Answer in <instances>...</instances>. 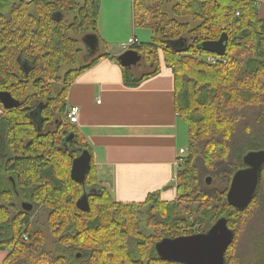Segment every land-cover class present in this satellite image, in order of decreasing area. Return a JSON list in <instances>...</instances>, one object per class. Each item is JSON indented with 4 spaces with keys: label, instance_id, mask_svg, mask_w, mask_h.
<instances>
[{
    "label": "trees",
    "instance_id": "obj_1",
    "mask_svg": "<svg viewBox=\"0 0 264 264\" xmlns=\"http://www.w3.org/2000/svg\"><path fill=\"white\" fill-rule=\"evenodd\" d=\"M100 3L0 0V91H10L21 102L0 115V193L36 202L43 192L57 195L77 191L75 199L71 193L69 204L54 221H45L52 234V249L45 245L38 221H30L31 210L21 221L10 206L7 209L1 205L4 219H0V250L8 252L3 264H133V260L142 263V257L148 264H182L162 259L156 242L163 237L207 231L221 217H226L235 231L225 255L227 264H264V166L256 194L246 208L238 209L226 199L233 173L245 166V153L264 148V17L259 2L134 0V24L151 28L154 36L132 48L154 68L132 83L158 72L163 57L175 74L177 106L189 125L188 150L177 171L173 200H163L159 193H153L144 202L122 203L102 188L100 194L89 196L91 209L82 211L76 202L83 186L72 179L70 172L67 177L56 174L54 150L59 154L65 150L71 171L76 152L70 153L64 143L67 134L74 132L65 114L68 87L79 73L109 53L70 69L56 95L51 94L50 85L42 83L43 76L34 73L41 70L46 78H52L62 65L80 61L79 41L86 33L98 35ZM168 4L171 8L165 11ZM31 5L34 10L28 9ZM47 10L50 12L45 19ZM223 32L228 34L226 53L210 63L205 56L211 53L200 44L218 39ZM46 57L47 63L42 64ZM9 67L17 70L10 72ZM125 77L133 79L127 68ZM13 78L18 80V88ZM6 81L9 84H4ZM30 82L43 97H28L25 87ZM60 99L61 113L55 117L59 106L53 103ZM13 111L22 115L14 116L10 113ZM49 123L57 124V129L47 130ZM49 137L48 148L35 141ZM75 140L80 142L77 135ZM209 174L211 184L206 181ZM98 182L92 164L87 184ZM135 204H147L152 212L148 224L156 228L147 240L134 237L130 215ZM186 207L200 212L187 215L180 211ZM249 210L250 216L243 221L242 215ZM53 213L49 212L47 218ZM118 213L128 221H121ZM253 229L256 233L248 235L249 245L241 246L242 236ZM132 242L142 248V256L137 247H130Z\"/></svg>",
    "mask_w": 264,
    "mask_h": 264
},
{
    "label": "crops",
    "instance_id": "obj_2",
    "mask_svg": "<svg viewBox=\"0 0 264 264\" xmlns=\"http://www.w3.org/2000/svg\"><path fill=\"white\" fill-rule=\"evenodd\" d=\"M257 1L264 17V0ZM125 3H130L134 29L150 32V40L142 41L139 35L144 36L143 33L136 35L133 29L127 39L136 36L141 42L152 40L151 28L134 24V0H101L98 37L106 48L87 57L84 65L101 53L109 54L97 59L71 82L65 114L71 106L79 107L78 122L70 126L81 146L91 152L98 185L110 192L115 201L140 203L153 193H159L163 200H173L177 157L181 148L188 150L189 125L177 106L175 74L162 56L158 72L138 84L132 81L143 74L135 69H129L132 80L125 77L126 67L118 60L125 50L112 51L116 44L108 42L104 32L109 27L117 29V11ZM7 255V251L0 250V264Z\"/></svg>",
    "mask_w": 264,
    "mask_h": 264
},
{
    "label": "water",
    "instance_id": "obj_3",
    "mask_svg": "<svg viewBox=\"0 0 264 264\" xmlns=\"http://www.w3.org/2000/svg\"><path fill=\"white\" fill-rule=\"evenodd\" d=\"M83 42L92 54L98 50L99 37L94 33H86ZM228 34L223 32L216 40H206L200 47L210 53L225 55L227 49ZM119 62L131 69L141 65L145 58L136 49H129L118 56ZM0 103L5 109L18 107L21 102L13 97L10 91H0ZM66 143L75 141V132H69ZM64 141V143H65ZM76 155L72 160L70 175L72 179L83 186V192L77 199V207L82 211L91 209L89 196L100 194L102 188L98 184H87V176L92 167V156L89 149L78 146L74 149ZM244 167L237 169L231 178L226 192L228 203L238 209L246 208L254 198L261 179L264 166V148L249 150L243 156ZM23 207L31 210L33 205L24 202ZM235 231L228 225L226 217L219 218L207 231L197 232L176 237H163L156 242L155 248L158 255L168 261L182 264H227L226 252L233 243Z\"/></svg>",
    "mask_w": 264,
    "mask_h": 264
},
{
    "label": "rangeland",
    "instance_id": "obj_4",
    "mask_svg": "<svg viewBox=\"0 0 264 264\" xmlns=\"http://www.w3.org/2000/svg\"><path fill=\"white\" fill-rule=\"evenodd\" d=\"M16 1H18V0H16ZM146 3H147V0H146ZM125 4H126V6H125ZM125 4H122L121 8L117 11V13H118L117 14V17H118V19H117V22H118L117 23L118 24L117 25V29L113 30V27H109V28H107L104 31L105 34L108 37L107 41L108 42L112 41L113 42L112 44H116L117 45L116 49L113 48L116 45H112V48H111L112 51H116V50H118V48H120V50H122V46H121L122 42L128 41V39H127L128 35L129 34H133L134 27H133V25H131L130 3H125ZM127 4H128V7H127ZM170 8H171V5L168 4L166 9H165V11L166 10L169 11ZM28 9L34 10L35 6L31 5ZM49 12H50V10H47L43 14V15H45V19H48L47 17H48V13ZM170 15H172L171 12H170ZM106 18L109 20L108 16ZM102 24H103V26L107 25L105 23V20H102ZM134 31H135L136 35H138V32L140 31V32L143 33L144 36H146V37H144L142 35H139L142 41L143 40H150V37H149L150 36V32H148V30L134 29ZM144 38H146V39H144ZM16 44H19V42H17ZM77 45L83 47L82 43H78ZM105 48L106 47H105L104 43L102 42V40H100L99 44H98L97 52L98 53L104 52ZM47 61L48 60H47V57H46L43 60H41V63L42 64H46ZM145 61H146V63H143V65L138 66V67L137 66L136 67H132L131 70L135 69V72H137L138 74H144L146 72L151 71L154 67L150 66V62H149L148 59H145L144 62ZM155 65H157L156 62H155ZM82 66H83V63L81 61H79L75 65L64 64V65L61 66L60 70L57 73L53 74L52 78H46L45 74H42L41 70H37L34 73V75L41 74L43 76V78H44V81L42 83H44V84L46 83V85H50L51 86V90H52L51 94L52 95H56V94H59V92H60V90L62 88V85H64L65 74L70 69H78V68H80ZM7 69L10 70V72L12 70L13 71L17 70L16 68L12 69L11 67H9ZM4 73H5V70H4ZM12 74L15 77V74L14 73H12ZM34 77L35 76H33V78ZM0 78H2L1 74H0ZM17 81L18 80L16 78H13V82L15 83L16 88H18ZM6 83L9 84L8 81L4 82V84H6ZM36 87L37 86H33L32 82H30V84L27 83V85L25 87V90L28 93V97L29 98L31 97V95H33V96L35 95L37 97L39 95H41L43 97L41 92H39V91H37L35 89ZM61 103H62V99L55 100L54 103H53L56 106V108H57V105L59 106V108H57V114L55 115V117H59V115H60L59 113H61V112L58 111V110H60ZM4 112H5V108L0 103V115L2 113H4ZM10 113L13 114L14 116H16L17 114L20 115V116L22 115L19 111H13V112H10ZM19 123H21V120H19L18 124ZM56 126L57 125L53 126L52 129H48L47 128V130H56L57 129ZM49 140H51L50 137L49 138H43V139H37L35 141L37 143H40V145L43 146L44 148H48ZM187 141H188V136H186V139H185L184 142L187 143ZM15 143H17V142H15ZM22 145L23 144H21V143L18 144L19 149H22ZM63 152L65 153V150H63ZM64 153H60L59 154V153H57L54 150V158H55V161H56V174L59 175V176L61 175L60 177H67L68 176V172H70V170H69V161H68L67 156H65L66 153L65 154ZM180 163L181 162H178L177 164L180 166ZM206 181H207V183L211 184V182H212L211 174L207 175ZM72 191L73 190H71V191L67 190V191H64V193L62 192V193H59L57 195L52 193V191L50 193L49 192H43V193L40 194V197H39V199L36 202L32 201L31 198H28V197H25V196L24 197H20V196H17V195L15 196L13 194L8 195L7 193H0V206L4 205L7 209L10 206L12 208V210H13V213H18V215L21 217V221H23L22 219L26 215V212L30 211V210H26L23 207L22 204L24 202L32 204L33 205V209L30 212H28V213H30V219H31L30 221H38L37 228H38L41 236L45 240V245L47 246V248L52 249V246L50 245V238H51L52 234H51V232H50V230L48 228V224L45 221H54V218L56 217V215L61 213L65 209V207H67V205L69 204L67 202V200L72 197L71 193L74 195V199H75V196L77 195V191L76 192L75 191L72 192ZM11 203L13 204V206H11ZM94 204H95V202H94ZM133 208H134L133 209L134 211L132 212V215H130V221H132L134 223V226H135L134 237L136 239H140V236H142V237H144L145 240H147V237H149L151 234H153L155 232V228H156L155 224H151V223L148 224L149 221H152L150 219V216H151L152 212L149 211L150 208H149V206H147V204H145V205L135 204L133 206ZM193 209H195V208L186 207L185 209H182L180 211H182V212H184V213H186L188 215L191 211H194ZM196 210L197 211H194L192 213L197 214L198 212H200L199 209H196ZM49 212L50 213L54 212V213H53V215L51 217L47 218V214ZM250 213H251L250 210L245 212L242 215V217H241L242 220L246 221L248 219V217L250 216ZM117 216L119 217V219L121 221H128L125 216L120 215L119 213H118ZM0 219H4V216L0 215ZM256 221H259V219H257ZM159 227L164 229L163 226H159ZM254 233H256V231H254V229H253V230L248 231L246 234H244L242 236V238H241V246L242 245H249L248 241H247L248 235L252 236ZM236 241L234 242L233 249L231 250V255L233 257H234V252H235V248H236V245H237ZM130 247L131 248L132 247H137L138 253L140 255L142 254V252H141L142 248H140V246L137 245L136 242H132ZM117 256H119V255H117ZM233 257H232V259H233ZM133 264H148V263L146 262V257L145 258L142 257V263H139L138 261L133 260Z\"/></svg>",
    "mask_w": 264,
    "mask_h": 264
},
{
    "label": "built area",
    "instance_id": "obj_5",
    "mask_svg": "<svg viewBox=\"0 0 264 264\" xmlns=\"http://www.w3.org/2000/svg\"><path fill=\"white\" fill-rule=\"evenodd\" d=\"M141 41L136 37L133 36L131 38L128 39V41L123 42L121 44L122 49L123 50H129L132 49V47L134 45L139 44ZM206 59L210 62V63H216L219 59L223 58V55H218L216 53L214 54H207ZM224 62H226V60L224 59ZM67 119L70 123H76L78 122L79 119V107L78 106H71L68 111H67ZM187 153V149L185 148H181L180 152H179V156L177 157V163L181 162L184 158V156H186Z\"/></svg>",
    "mask_w": 264,
    "mask_h": 264
},
{
    "label": "flooded vegetation",
    "instance_id": "obj_6",
    "mask_svg": "<svg viewBox=\"0 0 264 264\" xmlns=\"http://www.w3.org/2000/svg\"><path fill=\"white\" fill-rule=\"evenodd\" d=\"M79 43H82V44H83V47H82V46H78V47H79V49H80V51H79L80 61L84 64V62H85L84 60H85L86 56L89 55V54H92V52H90V51L88 50V48L86 47V45H85V43L83 42V40L79 41ZM93 56H94V55H92V57H93ZM143 63H146V61L143 62ZM143 63H142L141 65H143ZM55 125H57V124L49 123L48 128H49V129H52V127L55 126ZM78 146H80V144H78V143L76 142V140L74 141V143L72 142V144H71V142L67 144L66 141H65V148H66L67 150H69L70 153H72V154L75 153L74 149H76Z\"/></svg>",
    "mask_w": 264,
    "mask_h": 264
}]
</instances>
